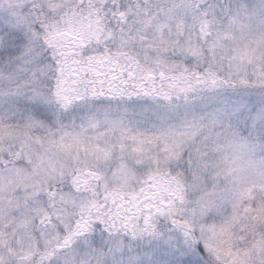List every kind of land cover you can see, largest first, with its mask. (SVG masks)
Here are the masks:
<instances>
[{
  "label": "snow or ice",
  "instance_id": "obj_1",
  "mask_svg": "<svg viewBox=\"0 0 264 264\" xmlns=\"http://www.w3.org/2000/svg\"><path fill=\"white\" fill-rule=\"evenodd\" d=\"M0 264H264V0H0Z\"/></svg>",
  "mask_w": 264,
  "mask_h": 264
}]
</instances>
